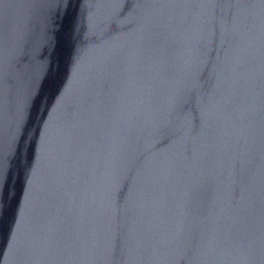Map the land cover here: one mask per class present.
<instances>
[{"label": "water", "instance_id": "water-1", "mask_svg": "<svg viewBox=\"0 0 264 264\" xmlns=\"http://www.w3.org/2000/svg\"><path fill=\"white\" fill-rule=\"evenodd\" d=\"M146 3L0 0V264H264L258 231L233 243L218 240L213 227L240 197L259 206L264 194V20L246 13L255 18L201 36L189 10L193 22L161 41L152 30L157 10ZM110 12L117 16L98 27ZM161 43L164 68L149 92L131 68ZM190 77L196 86L181 105L192 128L202 129L211 102L215 146L201 137L190 150L177 149L162 125L145 153L140 136L150 108ZM229 143L242 156L243 182L223 165ZM155 158L166 161L165 179L152 194L140 177ZM73 189L95 203L101 223L89 226L77 250L50 251L42 238L63 219L54 190ZM106 189L116 193L109 230L101 213ZM153 204V241L132 243ZM176 246L181 255L171 253Z\"/></svg>", "mask_w": 264, "mask_h": 264}, {"label": "snow or ice", "instance_id": "snow-or-ice-1", "mask_svg": "<svg viewBox=\"0 0 264 264\" xmlns=\"http://www.w3.org/2000/svg\"><path fill=\"white\" fill-rule=\"evenodd\" d=\"M61 2L62 0H46L44 6L58 7ZM144 6L157 10L158 14L152 20V30L159 33L161 41L169 30L186 27L193 22V17L186 14L189 10L195 12L194 23L201 36H210L214 32L226 30L229 27L245 25L247 21L255 18L253 15H245L246 13H257L260 19L264 20V0H147ZM217 10H223V14L218 15ZM116 16L114 12L107 13L98 18L96 24L103 28ZM164 63V49L161 43L148 49L144 56L133 65L131 71L136 73L143 89L150 92L163 71ZM195 86L194 77H190L182 84H172L160 93L158 103L150 108L148 115L150 123L143 127L140 136L145 153L148 152L150 141L156 139L155 130L162 125L166 126L171 133L168 139L175 143L177 149L187 146L190 150L191 141L201 137H205L210 145L215 146V134L211 127L214 115L211 102L203 109L205 124L202 129L192 128L181 105L182 93ZM5 153V147L0 145V174H3L6 168ZM221 159L223 165L236 171L243 182L247 173L239 168L242 156L237 146L227 144L222 150ZM140 166L144 168L143 162ZM165 166V160L155 158L149 161V167L144 169L140 179L149 193L155 194L163 183ZM119 180V176L114 177V184H118ZM115 194L111 189H106L104 193L101 213L102 226L105 230L111 227L113 211L111 201ZM177 195H179L178 192ZM54 202L60 207L63 219L53 235L42 238V244L53 252H73L85 243L89 226L101 223L95 218L97 211L95 203L82 199L76 189L70 192L54 190ZM154 208L153 204L149 209V216L140 222L136 233L131 237L132 243L149 245L153 241L154 232L151 230L149 217L154 214ZM213 227L218 240L233 243H239L249 234L258 231L261 252L264 253V194L261 195L259 206L251 195L248 198L240 197L224 209ZM183 251L179 246L171 249L173 255H181Z\"/></svg>", "mask_w": 264, "mask_h": 264}]
</instances>
